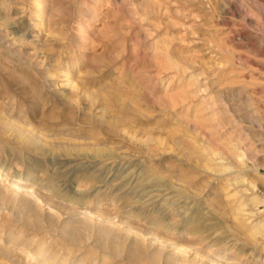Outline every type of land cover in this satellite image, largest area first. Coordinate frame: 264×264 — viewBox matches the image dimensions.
Segmentation results:
<instances>
[{
  "label": "rangeland",
  "instance_id": "obj_1",
  "mask_svg": "<svg viewBox=\"0 0 264 264\" xmlns=\"http://www.w3.org/2000/svg\"><path fill=\"white\" fill-rule=\"evenodd\" d=\"M17 185L49 205L0 198V264H264V0H0Z\"/></svg>",
  "mask_w": 264,
  "mask_h": 264
},
{
  "label": "bare ground",
  "instance_id": "obj_2",
  "mask_svg": "<svg viewBox=\"0 0 264 264\" xmlns=\"http://www.w3.org/2000/svg\"><path fill=\"white\" fill-rule=\"evenodd\" d=\"M69 82V81H68ZM12 116V115H11ZM22 127V126H21ZM20 134V133H19ZM32 144V143H31ZM224 167V166H223ZM15 180V179H14ZM13 184V183H12ZM37 185V184H36ZM11 186V185H10ZM86 195V194H85ZM3 196H8V202L11 203L13 206H16L19 208V210H21V213L23 216L28 217V215H31L35 212H46V205H49L47 200H44L43 198H41L39 195H37L34 192H30V189H26L25 187H23L22 185H17L14 188H9L7 189V191L3 190L2 188H0V198L3 201ZM5 198V197H4ZM47 198V197H46ZM88 199V198H87ZM86 199V201H87ZM90 200V199H89ZM67 201V199H66ZM1 202V201H0ZM59 203V202H58ZM57 204V203H56ZM64 204V203H63ZM88 204V203H87ZM238 205V204H237ZM0 206H3V203H0ZM54 206V204H53ZM242 208V207H241ZM17 210V209H16ZM50 210V209H48ZM69 210H74L72 208H69ZM240 210V209H239ZM14 212V211H13ZM86 212V211H85ZM31 213V214H30ZM81 214V213H80ZM7 216V215H6ZM96 218V217H95ZM29 219V218H28ZM245 219V218H244ZM69 220V219H68ZM70 221H74L76 222V224H80V223H88L89 225H93L96 227H99L97 231H112L115 227V225L113 224H104L99 220L94 219L93 217H89L86 214H81L78 215V217L75 218V216L70 219ZM69 221V222H70ZM103 221V220H102ZM68 224V223H67ZM71 224V223H70ZM261 224V225H260ZM69 225V224H68ZM88 225V226H89ZM253 227L256 228V231H261L262 233L264 232V227L262 223H258L256 225H254ZM263 227V228H262ZM255 235V234H254ZM253 236V235H252ZM137 237V236H136ZM143 238V237H142ZM259 242V241H258ZM142 246L153 250L152 253L154 252L155 254L160 252L159 248H155L153 242H149L147 241L146 238L143 239V243ZM164 246V245H162ZM165 247V246H164ZM19 250V249H18ZM175 250V249H174ZM48 252V251H47ZM160 253H163L162 251ZM168 253V252H167ZM166 254V253H165ZM3 255V254H2ZM161 255V254H160ZM7 256V255H6ZM26 257V256H25ZM52 257V256H51ZM257 257V256H256ZM48 255H46L43 251H36L34 253H31L28 256V259L26 260V262H24V264H49V261L52 259H50ZM166 259L169 260H175L177 263L179 264H184L187 261H189L188 258V254L185 250L181 249L178 251H173L171 253H168L166 255ZM193 263L196 262V258L192 260ZM18 262V260H17ZM199 262V261H198ZM221 262V261H220ZM21 263V262H19ZM95 263V262H94ZM190 263V262H189ZM227 263V262H226ZM51 264V263H50ZM63 264V263H62ZM199 264V263H198ZM203 264V263H202ZM207 264V263H206Z\"/></svg>",
  "mask_w": 264,
  "mask_h": 264
}]
</instances>
